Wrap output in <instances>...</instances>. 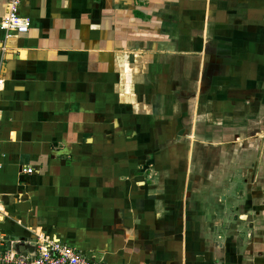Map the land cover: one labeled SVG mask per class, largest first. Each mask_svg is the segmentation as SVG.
I'll list each match as a JSON object with an SVG mask.
<instances>
[{"label":"crops","instance_id":"crops-1","mask_svg":"<svg viewBox=\"0 0 264 264\" xmlns=\"http://www.w3.org/2000/svg\"><path fill=\"white\" fill-rule=\"evenodd\" d=\"M19 12L26 34L0 27V250L39 233L109 264H264V0Z\"/></svg>","mask_w":264,"mask_h":264},{"label":"built area","instance_id":"built-area-1","mask_svg":"<svg viewBox=\"0 0 264 264\" xmlns=\"http://www.w3.org/2000/svg\"><path fill=\"white\" fill-rule=\"evenodd\" d=\"M22 0H6L5 12L0 22L4 37L26 34L29 30L28 18L19 12ZM3 81L0 79V86ZM31 173V168L24 170ZM34 247L28 253L21 255L11 250H0V264H109L88 257L66 242L48 238L35 233Z\"/></svg>","mask_w":264,"mask_h":264},{"label":"rangeland","instance_id":"rangeland-1","mask_svg":"<svg viewBox=\"0 0 264 264\" xmlns=\"http://www.w3.org/2000/svg\"><path fill=\"white\" fill-rule=\"evenodd\" d=\"M262 190H264V188H263ZM263 199H264V193H263V192H259V194H258L257 197H256V201L259 200V202H260V201H262ZM254 202H255V200H254ZM261 212H263V210H262ZM262 229H263V228H262ZM260 230H261V228H260Z\"/></svg>","mask_w":264,"mask_h":264},{"label":"water","instance_id":"water-1","mask_svg":"<svg viewBox=\"0 0 264 264\" xmlns=\"http://www.w3.org/2000/svg\"><path fill=\"white\" fill-rule=\"evenodd\" d=\"M263 181V180H262ZM263 183H264V181H263ZM261 215H262V212L260 213Z\"/></svg>","mask_w":264,"mask_h":264}]
</instances>
